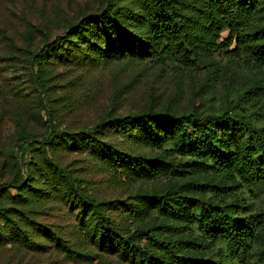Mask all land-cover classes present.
Masks as SVG:
<instances>
[{"label":"rangeland","instance_id":"1","mask_svg":"<svg viewBox=\"0 0 264 264\" xmlns=\"http://www.w3.org/2000/svg\"><path fill=\"white\" fill-rule=\"evenodd\" d=\"M193 2L176 4L193 34L196 56L195 66L181 68L130 53L101 55L94 42L76 37L60 45L61 53L57 47L40 65H31L44 45L62 40L69 28L105 8L143 37L151 0H0V209L5 215L0 264H141L105 234L99 214L86 201L98 202L121 235L170 264L178 263L137 231L173 242L175 255L204 264H259L264 241L230 260L224 245L202 232L195 217L220 210L250 222L264 213V183L248 187L239 178L212 174L199 158L174 154L169 144L152 143L141 130L125 133L108 124L148 111L212 118L231 111L264 125V70L252 68L244 54L205 50L196 36ZM262 7L254 30L264 28ZM228 37L224 30L219 43ZM99 123L107 126L92 145L71 142V134L81 137ZM47 126L57 134L48 143ZM24 141L28 146L20 153ZM158 156L180 162L189 172L179 177L146 173L148 159ZM58 171L78 182L68 185ZM170 191L184 197L176 218L146 203Z\"/></svg>","mask_w":264,"mask_h":264},{"label":"trees","instance_id":"2","mask_svg":"<svg viewBox=\"0 0 264 264\" xmlns=\"http://www.w3.org/2000/svg\"><path fill=\"white\" fill-rule=\"evenodd\" d=\"M151 2L152 13H149L148 30L143 37L128 31L116 18L115 12L105 8L96 16L69 28L62 40L44 45L31 57V65H40L48 53L57 47V51L61 53L60 45L66 44L68 38L76 37L89 45L95 44L101 55H106L108 51H117L119 54L130 53L131 56H140L152 62L169 63L181 68L195 66L193 34L187 27L186 16L180 5H176L177 0ZM263 3L264 0H194L191 8L196 16V36H200L198 42L208 52L223 50L228 57H240L244 54L252 68L264 70V28L253 29L254 18L262 11ZM224 30L229 31V37L219 43L220 34ZM232 44L235 48L229 50ZM105 124H97L83 132L81 137L71 134V142L92 145L95 136L107 126ZM108 124L125 133L141 130L148 141L169 144L170 151L174 154L199 158L204 170L212 174L217 173L228 179L239 178L248 187L264 183V125H256L244 116L232 115L231 111L213 118L202 117L196 113L174 115L148 111L113 119ZM47 127L46 143L57 136L51 126ZM237 129L239 131H236ZM237 132L241 135L238 136ZM226 136L228 139H224ZM27 146V142H22L20 153L25 151ZM99 149L104 153L102 148ZM110 156L114 158L113 155ZM45 159L57 169L46 155ZM148 165V168L145 167L146 173L153 176L179 177L189 172L180 162L166 160L160 156L148 159ZM58 173L63 181L72 187L73 183L78 182L62 171ZM183 199L178 192L170 191L150 196L146 203L160 215L176 218L185 205ZM86 204L91 205L99 214L105 225V234L116 244L129 248L138 256L141 264H170L159 254L141 248L135 244V240L121 235L104 215L98 202L86 201ZM1 210L0 220H3L5 215ZM195 222L202 232L224 245L225 254L230 260L242 258L252 244L264 241V213L247 222L235 219L230 213L220 210L202 211L195 217ZM137 234L148 240L151 245L168 253L178 264L205 263L186 255H175L173 242L158 239L148 230L137 231ZM259 264H264V247L259 253Z\"/></svg>","mask_w":264,"mask_h":264}]
</instances>
